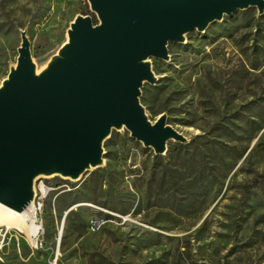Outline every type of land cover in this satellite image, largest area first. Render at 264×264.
I'll use <instances>...</instances> for the list:
<instances>
[{"label":"rangeland","instance_id":"1","mask_svg":"<svg viewBox=\"0 0 264 264\" xmlns=\"http://www.w3.org/2000/svg\"><path fill=\"white\" fill-rule=\"evenodd\" d=\"M77 15L96 21L84 0H0V84L21 30L40 66ZM168 54L140 102L188 142L158 156L114 130L104 166L36 180L39 233L1 227L0 264H264V13L224 16Z\"/></svg>","mask_w":264,"mask_h":264},{"label":"water","instance_id":"2","mask_svg":"<svg viewBox=\"0 0 264 264\" xmlns=\"http://www.w3.org/2000/svg\"><path fill=\"white\" fill-rule=\"evenodd\" d=\"M95 14L77 15L66 40L40 66L26 30L17 62L0 84V205L23 213L40 178L78 181L104 166V142L115 131L162 156L168 143L188 140L154 123L140 102L157 81L151 59L169 61L168 45L205 32L215 21L264 0H84Z\"/></svg>","mask_w":264,"mask_h":264},{"label":"bare ground","instance_id":"3","mask_svg":"<svg viewBox=\"0 0 264 264\" xmlns=\"http://www.w3.org/2000/svg\"><path fill=\"white\" fill-rule=\"evenodd\" d=\"M36 216L37 211L32 205L23 213H16L0 205V228H5L6 233L10 230H19L25 232L28 237H36L41 228L36 222Z\"/></svg>","mask_w":264,"mask_h":264},{"label":"built area","instance_id":"4","mask_svg":"<svg viewBox=\"0 0 264 264\" xmlns=\"http://www.w3.org/2000/svg\"><path fill=\"white\" fill-rule=\"evenodd\" d=\"M40 191V189H39ZM43 196L42 194H38L36 195L34 202L32 203L33 208L35 209V211H40L42 206H43Z\"/></svg>","mask_w":264,"mask_h":264}]
</instances>
